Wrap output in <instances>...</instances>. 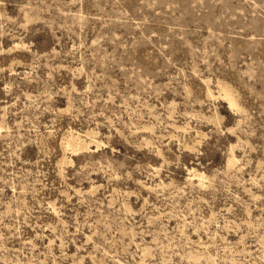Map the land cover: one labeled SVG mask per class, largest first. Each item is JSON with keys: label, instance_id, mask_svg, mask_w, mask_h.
<instances>
[{"label": "rangeland", "instance_id": "obj_1", "mask_svg": "<svg viewBox=\"0 0 264 264\" xmlns=\"http://www.w3.org/2000/svg\"><path fill=\"white\" fill-rule=\"evenodd\" d=\"M0 264H264V0H0Z\"/></svg>", "mask_w": 264, "mask_h": 264}]
</instances>
